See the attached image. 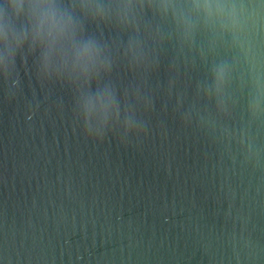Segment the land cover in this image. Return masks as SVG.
Here are the masks:
<instances>
[{"label":"water","instance_id":"water-1","mask_svg":"<svg viewBox=\"0 0 264 264\" xmlns=\"http://www.w3.org/2000/svg\"><path fill=\"white\" fill-rule=\"evenodd\" d=\"M0 264H264V0H0Z\"/></svg>","mask_w":264,"mask_h":264}]
</instances>
